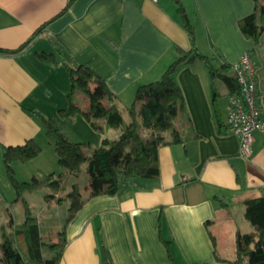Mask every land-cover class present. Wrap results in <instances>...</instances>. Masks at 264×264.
<instances>
[{
  "label": "crops",
  "instance_id": "obj_1",
  "mask_svg": "<svg viewBox=\"0 0 264 264\" xmlns=\"http://www.w3.org/2000/svg\"><path fill=\"white\" fill-rule=\"evenodd\" d=\"M69 1L0 0V164L6 147L31 139L42 147L36 159H43L46 147L53 149L43 122L32 111L55 116L67 101L70 87L62 62H42L38 53L59 58L54 40L69 52L75 65L91 66L105 78L125 117L138 87L160 79L175 62V47L193 48L177 12L179 2L194 25L199 52L217 51L232 66L250 53L257 67L264 120V33L255 44L240 28V20L254 11V0H73L70 5ZM27 40L18 52L2 51ZM176 79L185 107L163 135L170 140L178 131L183 142L160 147L158 177L140 179L117 195L90 199L67 227L59 264H103L101 232L115 264H232L237 231L254 230L245 218L244 201L264 195V131L254 134L251 158L242 157L240 137L228 128H217L211 79L203 63L182 65ZM217 87L224 94L221 108L226 121L229 96L225 85ZM78 103L85 111L89 108L88 98ZM79 119L63 124L68 136L74 134L69 125ZM100 132L97 142L118 138L122 131ZM151 133L141 128L143 137ZM51 157L54 166L57 158ZM92 185L89 175L85 189L80 185L84 196ZM45 203L52 209V200ZM0 204L1 211L6 209L0 218L1 257V242L11 231V220L21 223L23 219L16 221L6 200L1 198ZM36 216L40 224L41 217ZM168 240L170 252L164 242ZM214 251L227 261H218Z\"/></svg>",
  "mask_w": 264,
  "mask_h": 264
},
{
  "label": "trees",
  "instance_id": "obj_2",
  "mask_svg": "<svg viewBox=\"0 0 264 264\" xmlns=\"http://www.w3.org/2000/svg\"><path fill=\"white\" fill-rule=\"evenodd\" d=\"M72 1H69V5ZM254 3V11L240 20V28L245 37L258 44L264 33V0H254ZM177 12L182 27L190 36L193 48L190 51H184L176 46L178 57L164 71L162 77L138 87L135 100L129 109L128 121L124 117L125 110L116 102V95L109 89L105 78L91 66L75 65L69 52L54 40L52 43L60 59L54 53L37 54L38 58L45 63L62 62L70 82L69 103L66 107L60 108L55 116L45 117L40 111H32L44 124L61 172L59 176L52 172L35 175L29 181H18L13 164L36 159L41 154L42 147L36 140L31 139L23 145L9 146L4 149L3 163L6 174L17 199H22L24 219L21 223L11 220V231L4 234L1 242L0 264H59L67 244V227L90 199L117 195L133 187L140 179L156 178L160 175V147L183 142L178 131L173 132L170 140L163 135L165 130L173 126L179 111L185 107V97L176 79L177 71L182 65L197 60L203 63L211 79L212 107L217 128L220 131L229 129L227 120L223 119L221 108V98L224 94L219 91L217 80L220 79L226 86L227 96L238 95L240 85L237 75L232 65L217 51L207 55L197 50L194 25L180 2ZM44 25L46 23L33 35L38 34ZM29 41L14 49H2V51L18 52ZM77 90L82 91L89 99V108L86 111L72 99V95ZM78 114H81L94 130L104 132L106 129L113 128L121 129L122 132L118 138L104 137L89 154L85 151V147L89 145L88 142L70 139L63 128L64 123L73 122ZM99 119H104V124L99 123ZM141 128L150 129L151 135L143 137ZM85 164L86 173L93 179L92 190L88 196L83 195L79 183L72 184L68 189H65L62 184L63 178L79 177ZM44 188L53 190V193L45 196L47 200L63 191L66 192L68 201L67 214L59 237L57 241L48 245L53 252L50 257L43 255L42 248L46 244L40 232L39 219L23 196L27 190ZM58 200L61 202L62 197L58 196ZM244 207L245 218L254 230L249 233L237 231L235 258L229 261L232 264H264V195L244 201ZM161 224L162 217L159 220V225ZM164 242L170 252L171 241ZM99 251L103 264H115L102 232L99 234ZM214 253L218 261H227L219 258L216 251Z\"/></svg>",
  "mask_w": 264,
  "mask_h": 264
},
{
  "label": "rangeland",
  "instance_id": "obj_3",
  "mask_svg": "<svg viewBox=\"0 0 264 264\" xmlns=\"http://www.w3.org/2000/svg\"><path fill=\"white\" fill-rule=\"evenodd\" d=\"M217 81H218L217 84L219 86H223L224 88V84L222 83V81L220 79H218ZM67 82L70 87V82L68 77H67ZM70 89L71 88H69L68 89L69 91H67L66 93L67 101L66 102L64 101L65 104L62 107H66L69 103L68 94L70 93ZM83 97L88 98L80 90H77L72 95V99L77 103L78 102L82 103ZM75 118H80V119L75 124H72L71 126L69 125L71 129V133L74 132L75 134V136L74 134H69L70 139L73 140L75 137L76 139H79V141L81 140L88 142L89 145L85 147V151L91 153L93 148L100 144V142H97L98 141L97 137L101 135V132L94 130L81 114H78ZM125 118L127 120L130 119L128 114H126ZM53 151L54 149H50L49 147H46L42 160L33 159L26 163L15 162L13 164V168L16 173V179L18 181H29L35 175L38 176L52 172L55 173L57 176H59L61 172V167L58 165L57 161L56 163H54V166L53 163L51 162L52 160L51 155L54 156L55 159L57 158L56 154ZM82 168H83V172L80 174L78 179H76L75 177L63 178L62 181L63 186L69 187V185L72 182H76L79 183L83 187V189H85L86 184L89 181V175L85 171L86 164L83 165ZM46 189H48V192L45 191ZM50 193H53V190H51L50 188L38 189L34 191L27 190L23 193V196L27 199V201L31 205V209L33 213L41 217L40 232L46 244L42 248V252L45 257H50L53 254L52 250L48 247V245L50 243L57 241L59 237V232L64 225L67 209H68L66 192L61 191L60 193H58L61 194L62 197L61 202H59L58 196L56 195L55 197H52L51 199L47 200L45 196ZM86 193H88V191ZM0 195L3 201L6 200L7 204L11 207L13 217L16 219V221L19 222L22 219H24V207H23L22 199H17L14 188L12 187L11 183L8 180L4 163L0 164ZM49 200H52L53 202L52 209H50L48 205L45 203L46 201ZM2 212H6V209H4V211L3 209L2 211L0 210V218Z\"/></svg>",
  "mask_w": 264,
  "mask_h": 264
},
{
  "label": "built area",
  "instance_id": "obj_4",
  "mask_svg": "<svg viewBox=\"0 0 264 264\" xmlns=\"http://www.w3.org/2000/svg\"><path fill=\"white\" fill-rule=\"evenodd\" d=\"M232 68L237 75L240 93L228 97L227 122L230 132L240 137L241 156L249 159L253 155L255 132L264 131L257 67L250 53H245Z\"/></svg>",
  "mask_w": 264,
  "mask_h": 264
}]
</instances>
